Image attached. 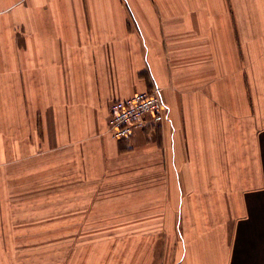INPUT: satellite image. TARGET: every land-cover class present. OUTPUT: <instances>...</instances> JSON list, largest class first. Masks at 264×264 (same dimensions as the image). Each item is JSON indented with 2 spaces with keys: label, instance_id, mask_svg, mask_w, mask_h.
Here are the masks:
<instances>
[{
  "label": "crops",
  "instance_id": "obj_1",
  "mask_svg": "<svg viewBox=\"0 0 264 264\" xmlns=\"http://www.w3.org/2000/svg\"><path fill=\"white\" fill-rule=\"evenodd\" d=\"M154 87L165 120L113 138ZM124 180L101 203L152 215L163 264H264V0H0V264H84L38 228Z\"/></svg>",
  "mask_w": 264,
  "mask_h": 264
},
{
  "label": "rangeland",
  "instance_id": "obj_2",
  "mask_svg": "<svg viewBox=\"0 0 264 264\" xmlns=\"http://www.w3.org/2000/svg\"><path fill=\"white\" fill-rule=\"evenodd\" d=\"M105 180L106 178L103 179V182ZM141 180L145 179L141 178ZM125 181L121 183V186L118 184L116 186H104L105 189L99 193L96 191L91 193L94 189L93 186L91 191L86 193L87 204L93 198H96V203L85 210V223L82 226H72V224L66 226L61 224L59 220L55 221L53 225L39 227L37 233L70 234L71 249L79 245L75 250L81 252L84 264H124L129 249H134L132 252L135 254L134 260L136 262V255L139 256L136 251L141 250L142 247L151 253L149 263L146 264H163L165 250L163 245L166 243L155 241L157 239V235L153 233L154 229L157 228L155 225H148V223L142 225V222H147L152 215H149L147 211L134 209L135 207L128 209L122 201L119 207H116L117 204L101 203V199L116 196L118 191L123 189L130 191L132 184L124 183ZM126 211L131 213L125 215ZM77 234L79 235L78 238L75 239V242L72 241V238L76 237ZM146 235H149V238ZM124 236H128L129 239ZM153 238L155 239L152 240Z\"/></svg>",
  "mask_w": 264,
  "mask_h": 264
},
{
  "label": "built area",
  "instance_id": "obj_3",
  "mask_svg": "<svg viewBox=\"0 0 264 264\" xmlns=\"http://www.w3.org/2000/svg\"><path fill=\"white\" fill-rule=\"evenodd\" d=\"M166 118V105L161 88L154 87L123 99L110 106L109 132L118 140L131 138L136 131L154 128Z\"/></svg>",
  "mask_w": 264,
  "mask_h": 264
}]
</instances>
